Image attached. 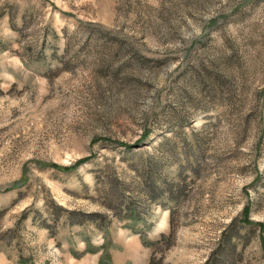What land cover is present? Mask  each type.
Wrapping results in <instances>:
<instances>
[{
  "label": "rangeland",
  "instance_id": "rangeland-1",
  "mask_svg": "<svg viewBox=\"0 0 264 264\" xmlns=\"http://www.w3.org/2000/svg\"><path fill=\"white\" fill-rule=\"evenodd\" d=\"M0 264H264V0H0Z\"/></svg>",
  "mask_w": 264,
  "mask_h": 264
},
{
  "label": "trees",
  "instance_id": "trees-1",
  "mask_svg": "<svg viewBox=\"0 0 264 264\" xmlns=\"http://www.w3.org/2000/svg\"><path fill=\"white\" fill-rule=\"evenodd\" d=\"M147 135H148V132H146V133L144 134V138L147 137ZM123 146H124L125 148H128V146H125V145H123ZM88 159H89V158H86V159L80 160V161H78L77 163H75L74 166H72V167H70V168H68V169L75 168V167H77V166L83 164V163H84L85 161H87ZM248 212H249V209H246V213H248ZM76 215H77V213H75V212H71V213L68 214L69 217H73V216H76ZM80 216L82 217V219L78 221V224L87 221V219H89L88 217H91L92 215L87 216L86 214H83V216H82V215L80 214ZM245 223H247V224L250 223V221L248 220V218H245Z\"/></svg>",
  "mask_w": 264,
  "mask_h": 264
}]
</instances>
